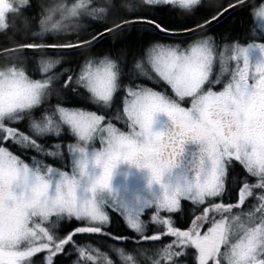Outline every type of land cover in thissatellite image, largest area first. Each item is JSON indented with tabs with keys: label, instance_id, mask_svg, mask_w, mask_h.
<instances>
[{
	"label": "snow or ice",
	"instance_id": "snow-or-ice-1",
	"mask_svg": "<svg viewBox=\"0 0 264 264\" xmlns=\"http://www.w3.org/2000/svg\"><path fill=\"white\" fill-rule=\"evenodd\" d=\"M253 3L245 42L205 34L220 11L178 26L151 15L187 19L201 0H142L75 42L56 41L104 19L110 0L25 18L32 40L4 50L23 59L0 66V264H264V0ZM30 7L0 0V30ZM129 25L152 36L130 65L106 53L62 68ZM113 215L133 235H114ZM95 238L112 243H83Z\"/></svg>",
	"mask_w": 264,
	"mask_h": 264
},
{
	"label": "trees",
	"instance_id": "trees-1",
	"mask_svg": "<svg viewBox=\"0 0 264 264\" xmlns=\"http://www.w3.org/2000/svg\"><path fill=\"white\" fill-rule=\"evenodd\" d=\"M59 0H31V7L23 14L16 17L9 18V28L7 30H0V52L5 49H12L18 43L30 42L32 40L33 27L26 23L25 18L38 16L40 14V4L57 3ZM237 3V0H213L204 2L193 10L191 16L187 19H182L177 13L161 12L153 10L151 15H155L174 26L180 24L192 25L193 21L201 20L202 17L208 19L216 14L220 8L228 6V4ZM142 5V0H110L109 11L104 19L100 21H93L85 18L80 22L78 31H69L67 33H60L59 39L56 42H75L77 35H87L89 32H95L96 29L101 31L105 27H111L114 23H119L124 19H132L133 12L130 11L131 6ZM257 4L249 5V8H239L223 19L221 22L212 26L209 33L214 35L218 40L223 39H238L241 42L246 41L247 34L253 27V21L250 17V9ZM147 7V6H143ZM202 22V21H201ZM257 33H259L257 29ZM152 39L149 31L139 26H129L123 29L122 32H117L105 40H101L95 44L94 47L87 49H77L73 56L65 57L62 61V68H71L75 66V61L92 54L103 55L110 53L113 57L119 58L122 62L130 64V62L143 51L147 42ZM243 39V40H242ZM23 57L16 53H10L0 57V66L11 63H18ZM61 68V66H58ZM60 90V86L53 85V91L50 96L52 103L56 101V93ZM110 231L115 235L131 236L129 230L126 229L123 222L116 216H112ZM101 239V238H98ZM91 240V239H87ZM106 240L102 239L104 244ZM65 254L60 255L57 260L65 262Z\"/></svg>",
	"mask_w": 264,
	"mask_h": 264
},
{
	"label": "flooded vegetation",
	"instance_id": "flooded-vegetation-1",
	"mask_svg": "<svg viewBox=\"0 0 264 264\" xmlns=\"http://www.w3.org/2000/svg\"><path fill=\"white\" fill-rule=\"evenodd\" d=\"M208 1H213V0H201V4H203L204 2H208ZM200 4V5H201ZM234 4V3H233ZM200 5H198V6H200ZM197 6V7H198ZM258 6V4L257 5H255V7H257ZM255 7H253V8H255ZM227 8V6L226 7H224V8H220V12L221 11H223L224 9H226ZM215 15V14H214ZM229 16V15H228ZM211 19V18H210ZM215 26V25H214ZM112 27V26H111ZM139 27H142V26H139ZM126 28V27H125ZM124 28V29H125ZM212 27H210V28H208V31L205 33L206 35H210V36H212L217 42H220V43H224V42H231V41H233L234 39H223V40H218L214 35H212L211 33H209V31H210V29H211ZM258 31H260L259 29H258ZM117 33V32H116ZM113 35V34H112ZM107 37H110V35H108ZM196 38H198V37H196V36H193L192 37V39H196ZM243 40V39H242ZM240 42H241V40H239ZM177 42H179V41H177ZM190 41H185V44L186 43H189ZM245 42V41H244ZM183 46V45H182ZM142 53V52H141ZM141 53L140 54H138L135 58H139L140 56H141ZM134 61V59L130 62V64L132 63ZM129 64V65H130ZM225 199L227 200V199H229V197H225ZM249 203H251V201H249ZM190 214V209L188 208V206H187V204L185 205V211H184V213H182V214H180V215H178V216H176V217H174V219L178 222V224H183L184 223V221H185V219H187V217H188V215ZM118 217V216H117ZM119 218V217H118ZM148 217H147V215L145 216V219H147ZM120 219V218H119ZM121 220V219H120ZM122 221V220H121ZM111 225V224H110ZM151 228H152V226L151 225H149V234H151ZM129 236V235H128ZM77 239L79 240V239H81V237H77ZM102 241V239H98V238H95V239H91V240H87V239H84L83 240V243H92V244H94L95 246H99V245H108V244H110V243H112L111 241H105L106 243L104 244L103 242H101ZM164 242L166 243L167 242V239H165L164 240ZM119 246H124L123 245V243H121ZM60 255H58L56 258H55V264H72V260L73 259H75V254H72V255H69V254H65V256H64V259L66 260L65 262H61V261H59V260H57V258L59 257Z\"/></svg>",
	"mask_w": 264,
	"mask_h": 264
},
{
	"label": "water",
	"instance_id": "water-1",
	"mask_svg": "<svg viewBox=\"0 0 264 264\" xmlns=\"http://www.w3.org/2000/svg\"><path fill=\"white\" fill-rule=\"evenodd\" d=\"M246 2H247L249 5L253 4V0H246ZM233 5H234V8H232V9H228V8H226L227 11H224V10L221 11V12H222V16H221L220 18H218L216 21L212 22L211 25H210V27H212V26L218 24V23L221 22L223 19H225L229 14H231L232 12H234V11H236L237 9L241 8V6H240L238 3H235V4H233ZM129 26H140V25H129ZM129 26H125V27H129ZM125 27H124V28H125ZM210 27H209V28H210ZM87 48H89V47H83V48H80V49H87ZM10 53H12V52H5V51L0 52V57H2L3 55L10 54Z\"/></svg>",
	"mask_w": 264,
	"mask_h": 264
},
{
	"label": "rangeland",
	"instance_id": "rangeland-1",
	"mask_svg": "<svg viewBox=\"0 0 264 264\" xmlns=\"http://www.w3.org/2000/svg\"><path fill=\"white\" fill-rule=\"evenodd\" d=\"M258 7V6H257ZM257 23H258V21H257Z\"/></svg>",
	"mask_w": 264,
	"mask_h": 264
}]
</instances>
